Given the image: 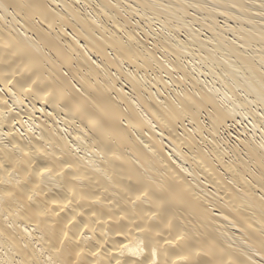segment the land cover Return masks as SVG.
<instances>
[{"label":"bare ground","instance_id":"6f19581e","mask_svg":"<svg viewBox=\"0 0 264 264\" xmlns=\"http://www.w3.org/2000/svg\"><path fill=\"white\" fill-rule=\"evenodd\" d=\"M0 264H264V0H0Z\"/></svg>","mask_w":264,"mask_h":264}]
</instances>
